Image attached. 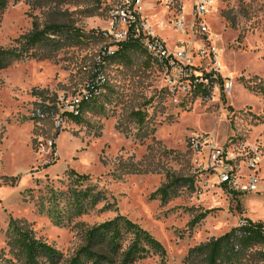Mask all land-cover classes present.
<instances>
[{
  "label": "rangeland",
  "instance_id": "obj_1",
  "mask_svg": "<svg viewBox=\"0 0 264 264\" xmlns=\"http://www.w3.org/2000/svg\"><path fill=\"white\" fill-rule=\"evenodd\" d=\"M108 8L104 0H6L0 13L2 48L33 29L55 30L59 42L46 58L36 48L0 70V253L11 258L10 219L68 258L89 228L120 215L162 245V264H205L204 254L187 259L189 251L241 218L264 225V0H214L203 36L163 34L170 47L177 39L190 47L194 76L211 75L207 93L185 90L177 77L170 83L141 49L103 55L110 41L98 32L108 27ZM72 32L79 38L68 39ZM98 78V93L76 114ZM196 137L233 155L238 171L255 153L258 193L236 194L210 177L203 184L189 146ZM219 264H264V245Z\"/></svg>",
  "mask_w": 264,
  "mask_h": 264
},
{
  "label": "built area",
  "instance_id": "obj_2",
  "mask_svg": "<svg viewBox=\"0 0 264 264\" xmlns=\"http://www.w3.org/2000/svg\"><path fill=\"white\" fill-rule=\"evenodd\" d=\"M108 8V27L98 32L100 38L110 41L103 55L113 54L112 48L117 50L120 43L131 42L138 46L165 74L169 82L183 79L188 85L197 87L202 93L208 92L211 75L199 77L193 75L191 59L194 54L185 41L177 39L173 46H168L163 34L173 32L179 37H193L194 32L202 36L206 32L204 16L213 9L214 0H104ZM146 3H150L145 6ZM198 54V53H197ZM213 83L220 80V65L213 52ZM100 78H98L99 80ZM97 81H91L85 88L81 100L89 97V90H94ZM215 86L213 85V90ZM232 83H225L224 93H229ZM203 90V91H202ZM98 90L95 89V96ZM80 102V101H79ZM78 102V103H79ZM76 104V107L78 105ZM43 117L42 113H37ZM190 150L197 163L199 177L203 184H207V177L216 181L223 189L236 194L258 193L259 180L254 168L259 157L253 153L245 163L243 171L235 166L237 159L223 149L209 144L202 138H192L189 142ZM200 184V189L203 188ZM213 185V184H211ZM246 223L244 218L239 219L237 227Z\"/></svg>",
  "mask_w": 264,
  "mask_h": 264
},
{
  "label": "trees",
  "instance_id": "obj_3",
  "mask_svg": "<svg viewBox=\"0 0 264 264\" xmlns=\"http://www.w3.org/2000/svg\"><path fill=\"white\" fill-rule=\"evenodd\" d=\"M5 6L6 0H0V13ZM73 32L67 34L68 39L79 38H76L77 35ZM56 33L50 28L40 31L33 29L17 39L14 47H0V70L7 68L13 62L35 57L36 48L42 49L45 52L42 58H46L51 46L55 48L59 46V42L51 38ZM131 49L140 48L131 42L120 43L112 56ZM99 86L100 79L94 85V90L88 91V99L78 103L76 114L82 109L80 104L84 105L93 98V93L95 89H99ZM131 173H139V170L131 169ZM71 174L76 173L72 171ZM157 192H163L164 197H161L164 200L167 195L166 190ZM88 194L86 193V198ZM98 199V196H95L91 200L96 203ZM244 220L246 223L243 226L232 228L222 236L192 248L187 259L194 254H204L205 264H219L223 259L230 262L238 253V249H246L254 244L264 245V225L245 218ZM127 234H130L131 238L124 244L123 237ZM5 236L11 258L7 259L3 253H0V264H143L153 257H159L162 264L166 254L162 245L147 231L120 215L89 228L85 233L86 244L68 258H64L62 253L51 245L37 239L31 226L23 220L10 219Z\"/></svg>",
  "mask_w": 264,
  "mask_h": 264
},
{
  "label": "bare ground",
  "instance_id": "obj_4",
  "mask_svg": "<svg viewBox=\"0 0 264 264\" xmlns=\"http://www.w3.org/2000/svg\"><path fill=\"white\" fill-rule=\"evenodd\" d=\"M258 199H256V201H257ZM259 202V201H258ZM253 203H255V202H253ZM257 203V202H256ZM259 214V213H258Z\"/></svg>",
  "mask_w": 264,
  "mask_h": 264
}]
</instances>
